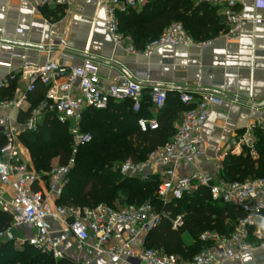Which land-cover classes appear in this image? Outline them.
<instances>
[{
    "label": "built area",
    "instance_id": "1",
    "mask_svg": "<svg viewBox=\"0 0 264 264\" xmlns=\"http://www.w3.org/2000/svg\"><path fill=\"white\" fill-rule=\"evenodd\" d=\"M27 1L36 12L41 8H62L65 11L73 3V0ZM152 1L155 0H98L96 15L102 13L105 30L116 44H121L123 37L119 33L117 15L140 9ZM208 1L221 7L223 22L230 33L237 32L244 21L253 25L264 23V18L246 19L238 8L239 0ZM251 1L255 8H264V0ZM2 32L0 28V35ZM210 44L195 42L182 24L174 22L158 38L146 43L142 54L150 57L161 46L206 47ZM126 49L135 51L131 45ZM18 57L22 64L16 73L9 75L8 81L23 78L27 82L25 91L12 99L0 101V110L4 112L0 114V211L11 219L9 226L0 231V244L6 241L18 246L28 244L55 262L65 258L63 246L73 240L84 247L90 258L104 256L110 264H225L239 261L261 241L258 226L264 219V176L227 182L219 178L220 161H217L213 172L202 171L196 165L204 153L202 129L210 110L222 103L220 97L209 93L178 92V101L186 110L182 112L171 139L151 150L144 161L126 160L117 170L124 177L140 180L157 176L159 183L155 195L164 205L180 200L198 187L207 188L213 201L228 204L242 213L230 235L201 234L200 240L208 246L191 260H183L175 254L142 247L145 236L159 225L162 217L167 216L149 202L123 206L57 204L78 147L92 140L91 134L80 128L82 112L86 108L105 110L110 102L130 101L131 110L140 113L144 87L126 77L104 85L98 65L87 59L80 66H68L56 59L38 64L28 62L23 55ZM0 66L10 68L9 63L0 62ZM37 83L46 87L45 98L31 111L23 129L35 131L42 115L52 113L59 123L68 125L71 137L69 162L62 166L56 164L43 174L38 173L25 157V148L18 141L19 131L6 114L13 108L22 110ZM149 92L153 116L138 118L140 132L158 128L157 116L165 108L167 100V89L154 86ZM258 129L264 133V122L256 121L235 143L244 147L254 159L258 157L254 134ZM185 165L193 167L189 174L183 171ZM171 224L173 229L180 226L182 215L172 219ZM14 228H23L22 238L13 235ZM117 228H123L126 237L114 241ZM253 230L254 239L258 242L249 239ZM134 244L141 245L140 249L135 251L132 248Z\"/></svg>",
    "mask_w": 264,
    "mask_h": 264
},
{
    "label": "crops",
    "instance_id": "2",
    "mask_svg": "<svg viewBox=\"0 0 264 264\" xmlns=\"http://www.w3.org/2000/svg\"><path fill=\"white\" fill-rule=\"evenodd\" d=\"M190 1L193 6L202 3L212 6L222 23L220 30L209 39L195 40L191 36L195 42L211 44L206 47L161 46L157 47L150 57H146L142 51L134 47L129 36L126 37V43L125 40L121 44L113 41L104 28L102 13L96 15L98 0H73L68 10L41 8L37 12L27 0H0V28L3 30L0 39L15 44H0V62L10 64V68L0 66V101L14 98L17 93L24 92L27 86L26 80L21 77L8 81L9 75L16 73L22 64L18 56H25V60L31 63L43 64L48 59H56L68 66H80L85 59L65 51L71 50L87 52L91 56L112 61L139 82L169 86L162 87L168 90L169 95L187 92L174 89L186 87L198 90L191 93L212 90L255 103L264 102V23L253 25L244 21L237 32L230 33L223 22L221 7L213 5L208 0ZM142 8L134 10V13L140 14ZM238 8L246 19L264 18V8H255L251 0H239ZM130 24L138 23L136 20L135 23L124 20L121 27L125 33ZM140 35H142L140 39L145 42L151 39L149 33L140 32ZM127 45H131L135 51H128ZM44 47L51 50L45 51L42 49ZM96 64L104 85L124 77V74L115 67ZM150 88L144 87L141 110L144 113L143 118L153 116L151 102H147V97L150 99ZM44 98L45 95L35 104L29 95L28 102L22 110L13 108L6 113L11 124L19 131L18 141L25 148V157L31 165L33 162L30 152H27L28 149L22 144L20 136L25 132L23 125L31 111L35 110ZM221 99L222 103L210 110L209 118L202 129L204 153L196 161V165L202 171L213 172L217 161L222 163L227 154H243L246 149L235 144L237 138L246 133L256 121L264 122V107L253 108L234 100ZM2 113L4 112L0 110V114ZM45 115H42L40 122ZM256 151L258 157L255 159L251 157L253 160L259 158V152L257 149ZM192 170L193 167L188 165L183 168L185 174ZM7 191L10 192L8 189ZM258 228L262 234L259 241L262 244L259 245V242L255 241L253 230L249 239L251 242H258L257 246L246 252L239 261L225 264H264V219L259 222ZM125 237L126 232L123 228L115 230L114 241ZM140 247L139 244L132 245L135 251ZM63 251L64 259L73 264H110L104 256L90 258L84 247L73 240L64 244Z\"/></svg>",
    "mask_w": 264,
    "mask_h": 264
},
{
    "label": "trees",
    "instance_id": "3",
    "mask_svg": "<svg viewBox=\"0 0 264 264\" xmlns=\"http://www.w3.org/2000/svg\"><path fill=\"white\" fill-rule=\"evenodd\" d=\"M117 19L119 30H122L124 20L130 23H135L136 20L138 24H130L126 28V34L140 51L149 42L140 39V32L149 33L151 41L158 38L171 23L180 21L193 39L204 40L213 37L222 24L212 6L206 3L193 6L190 0H155L145 5L140 14L131 10L117 15ZM45 92L46 87L37 83L30 97L37 104L43 99ZM130 107V101L119 104L110 102L105 110L86 108L82 112L80 128L83 132L90 133L92 140L78 147L57 204L94 206L104 203L123 206L149 202L157 211L167 216L162 217L159 225L145 236L144 248L178 254L183 260H191L208 246V243L199 238L203 232L211 230L228 236L242 213L228 204L213 201L205 187H198L180 200L164 205L155 195L159 183L157 176L140 180L124 177L118 170H110V166L120 161H144L151 150L171 139L179 114L186 110L178 101L177 94H168L165 108L157 117L158 128L140 132L137 120L144 113H133ZM254 134L259 136L255 141L259 158L253 160L247 150L240 155L227 154L222 162L219 178L231 182L264 176V133L258 129ZM20 140L29 150L38 173L48 172L51 160L55 157L61 166L71 159L68 125L59 123L52 113L44 116L35 131L23 132ZM177 215H182V224L173 229L171 221ZM10 220L7 214L0 211V231L9 226ZM185 235L189 236L190 242L185 241ZM0 264L73 263L66 259L55 262L50 256L28 244L17 246L12 241H6L0 244Z\"/></svg>",
    "mask_w": 264,
    "mask_h": 264
},
{
    "label": "water",
    "instance_id": "4",
    "mask_svg": "<svg viewBox=\"0 0 264 264\" xmlns=\"http://www.w3.org/2000/svg\"><path fill=\"white\" fill-rule=\"evenodd\" d=\"M0 44L15 45L14 43H11V42H8V41L2 40V39H0ZM42 49L45 50V51L51 50L50 48H47V47H44ZM65 51H66V53H72L73 55H77V56L81 57L82 59H87V60H91V61H93L95 63H98V64H104V65H109V66L115 67L118 70H120L121 73L124 74V77H126L127 79L137 83L138 85H140L142 87L158 86V85H154V84H147V83H144V82H139V81L133 79L131 76L126 74L124 72V70L119 65L115 64L112 61H109V60H106V59H103V58H98V57H95V56H91L87 52L79 53V52H74V51H71V50H65ZM160 87H169V86H160ZM174 89H180L182 91L184 90V91H187V92H196V91H198L195 88H186V87L185 88L177 87V88H174ZM204 91H205L204 93L213 94V95H216L218 97H221V98H224V99H228V100H234V101H236V102H238L240 104H244V105H247V106H250V107H253V108L264 107V102L255 103V102L250 101V100H244V99H241V98H236L234 96H231V95H228V94H222L220 92H216V91H212V90H204Z\"/></svg>",
    "mask_w": 264,
    "mask_h": 264
},
{
    "label": "rangeland",
    "instance_id": "5",
    "mask_svg": "<svg viewBox=\"0 0 264 264\" xmlns=\"http://www.w3.org/2000/svg\"><path fill=\"white\" fill-rule=\"evenodd\" d=\"M177 23H180V24H182L180 21L179 22H177ZM119 33H120V35L123 37V40H125V43H126V37H127V34L123 31V30H119ZM181 114L182 113H180L179 114V116H178V118H177V120H176V124H178L179 123V121H180V117H181ZM174 129H175V126H174ZM23 144V143H22ZM24 145V144H23ZM31 155V154H30ZM73 159H74V157H73ZM57 157H55V158H53L52 160H51V163H50V167H52V166H54V165H56L57 164ZM128 160H130V159H128ZM31 162H33L32 161V157H31ZM122 162L120 161V162H117V163H115V164H113L112 166H110V170H113V171H116L117 169H118V166L121 164ZM22 229L23 228H14L13 230H12V232H13V235L16 237V238H22L23 237V231H22ZM217 233V234H219V235H223V234H220V233H218V232H215V231H209V230H207V231H205V232H203V233ZM202 233V234H203ZM225 236V235H224ZM184 239H185V241H187V242H190L191 240H190V238H189V236H187V235H185L184 236ZM176 255H178V254H176ZM178 256H181V255H178Z\"/></svg>",
    "mask_w": 264,
    "mask_h": 264
}]
</instances>
